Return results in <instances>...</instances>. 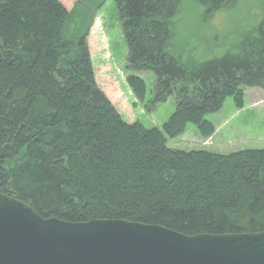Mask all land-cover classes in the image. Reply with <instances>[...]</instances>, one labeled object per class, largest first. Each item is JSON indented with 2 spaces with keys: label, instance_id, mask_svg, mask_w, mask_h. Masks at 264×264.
Returning <instances> with one entry per match:
<instances>
[{
  "label": "trees",
  "instance_id": "obj_1",
  "mask_svg": "<svg viewBox=\"0 0 264 264\" xmlns=\"http://www.w3.org/2000/svg\"><path fill=\"white\" fill-rule=\"evenodd\" d=\"M109 0H0V192L41 217L70 223L124 220L185 236L264 232V150L228 155L168 146L244 89L264 90V19L221 57L199 61L179 47L183 0H113L128 49L127 78L152 112L176 110L159 128L128 124L99 89L88 38ZM238 0H195L206 18Z\"/></svg>",
  "mask_w": 264,
  "mask_h": 264
},
{
  "label": "rangeland",
  "instance_id": "obj_2",
  "mask_svg": "<svg viewBox=\"0 0 264 264\" xmlns=\"http://www.w3.org/2000/svg\"><path fill=\"white\" fill-rule=\"evenodd\" d=\"M72 10L78 0H58ZM179 15V47L189 50L199 61L218 58L236 48L264 19V0H238L235 7L206 18L195 0H183ZM88 45L99 89L106 95L128 124L140 122L146 129L159 128L176 110L172 97L152 112L147 106L154 97L156 78L152 73L137 74L146 84L143 103L136 101L127 85L128 49L115 3L109 0L97 13ZM244 107L238 109L232 98L223 109L206 117L216 128L215 134L201 137L195 125L170 140L168 146L180 151H207L228 155L244 150H264V90L244 89Z\"/></svg>",
  "mask_w": 264,
  "mask_h": 264
},
{
  "label": "water",
  "instance_id": "obj_3",
  "mask_svg": "<svg viewBox=\"0 0 264 264\" xmlns=\"http://www.w3.org/2000/svg\"><path fill=\"white\" fill-rule=\"evenodd\" d=\"M0 264H264V232L185 236L124 220L70 223L0 192Z\"/></svg>",
  "mask_w": 264,
  "mask_h": 264
}]
</instances>
